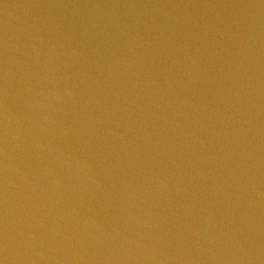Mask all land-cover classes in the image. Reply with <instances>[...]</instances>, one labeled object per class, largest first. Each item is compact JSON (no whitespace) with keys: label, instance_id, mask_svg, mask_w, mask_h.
I'll use <instances>...</instances> for the list:
<instances>
[{"label":"water","instance_id":"1","mask_svg":"<svg viewBox=\"0 0 264 264\" xmlns=\"http://www.w3.org/2000/svg\"><path fill=\"white\" fill-rule=\"evenodd\" d=\"M140 0H0V264H57L93 122Z\"/></svg>","mask_w":264,"mask_h":264}]
</instances>
